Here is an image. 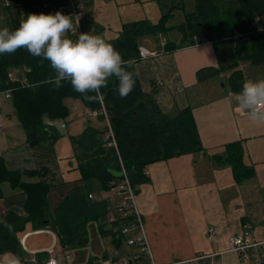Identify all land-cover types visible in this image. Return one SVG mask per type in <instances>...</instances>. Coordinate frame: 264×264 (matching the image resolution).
I'll list each match as a JSON object with an SVG mask.
<instances>
[{
	"label": "crops",
	"instance_id": "obj_1",
	"mask_svg": "<svg viewBox=\"0 0 264 264\" xmlns=\"http://www.w3.org/2000/svg\"><path fill=\"white\" fill-rule=\"evenodd\" d=\"M7 1L10 2L9 5ZM79 2L85 11V17L81 22L82 33L103 34L108 41L120 38L123 27L127 24L151 21L156 25L163 17L159 0H79ZM46 4L54 6L45 9L43 6ZM109 8L114 9L111 12L113 16L107 17ZM57 11L72 17L66 0H0V28L16 29L21 16L29 13L55 14ZM102 12L106 17H103ZM69 37L73 40L78 39L77 35L72 33H69ZM210 46L213 45L163 52L154 59H147L136 65L144 92L154 95L163 112L175 114L186 107L193 109L205 149L203 152L151 165L152 167H148L149 180L146 181L153 188L155 185L158 187L163 175H159L158 171L154 172L153 169L157 166L167 169L168 185L159 190L166 192L180 187L187 189L189 193L193 191L198 197L192 199L187 195L183 202L193 203L194 200L197 207L193 204L183 207L181 215L172 217L169 225L165 226H161L157 220L148 218L141 208L140 210L158 264H264V246L252 249L246 260L238 253L229 251V238L240 233L243 224L246 223L252 226L253 240L257 243L264 242V182L258 181L259 169H264V124L250 126L245 124L248 117L236 110V94L229 90L218 91L215 99H211L214 87L210 83L215 79L200 83L196 72L200 69L198 65L201 62L192 59L183 62L180 59L179 54L188 51L189 48ZM239 70L243 72L246 80H259L260 74L261 79H264V66L242 62ZM227 73L229 78L231 72ZM19 78L20 73H16L15 79L20 80ZM159 82L163 85L157 84ZM64 103L69 110L66 119L46 120L47 125L55 128L61 137L52 145L43 144L33 148L27 142L26 132L15 115L13 102L6 99L3 94L0 95V123L3 124L0 129V160L3 159L11 171H46L44 182L50 187L48 200L51 210L56 209L74 188L82 185L77 149L71 137H80L88 128L98 131H104L106 128L103 119H91L90 110L83 101L68 98ZM205 114L209 117V122L203 121ZM98 122L102 125L99 126ZM246 125L256 129V135L244 134L243 129ZM239 126L240 130L237 131ZM243 137L252 143L258 142L257 140L261 143L256 149L254 145L245 148L244 162L254 167L257 173L254 178L239 185L234 180L232 168L217 161L216 157H225L226 145ZM101 138L103 139L102 136ZM40 179L25 177V181L32 183L39 182ZM145 186L146 184L142 187ZM140 187L141 185L138 186V195L141 193ZM86 190L89 191L88 188ZM2 193L0 221L9 212L22 216L26 214L27 197L21 189L4 183ZM89 195H93L95 200L94 193L90 192ZM155 212L157 215L160 213L151 210L149 214L154 215ZM195 214H198L202 221L198 229L190 223L191 217ZM209 229L214 230L213 240L208 238ZM19 239L28 254L27 259L33 262L38 253H48L51 249L61 250L57 236L53 232L35 230L32 224H28L25 231L19 234ZM120 253L124 257L128 250L122 247L113 257L120 256ZM200 256L203 258L197 262H188ZM107 259H109L107 256L104 257V260ZM17 261L20 260L13 255L0 256V264ZM140 264L150 262L143 258Z\"/></svg>",
	"mask_w": 264,
	"mask_h": 264
},
{
	"label": "trees",
	"instance_id": "obj_2",
	"mask_svg": "<svg viewBox=\"0 0 264 264\" xmlns=\"http://www.w3.org/2000/svg\"><path fill=\"white\" fill-rule=\"evenodd\" d=\"M194 1L196 11L187 14L179 27L184 35L182 44L177 47L167 42L165 50L159 52L186 48L193 43L195 36L214 41L213 47L220 65L200 68L196 72L197 79L204 83L221 76L223 72H231L228 90L238 94L246 80L239 70L240 63L264 66V31L250 34L247 40L235 39L234 36L236 32H249V25L256 16L264 15V0ZM176 5L180 6L178 3ZM169 16H163L156 25L148 21L127 24L123 27L122 36L110 41L125 60H137L134 65L136 72V65L141 62L138 58L142 40L166 34L169 28L165 21ZM15 69H23L24 73L20 74V80L12 82L9 75ZM24 77L27 83L21 82ZM54 78L49 63L31 56L26 49H18L11 55H0V93L11 90L10 100L15 115L26 132L27 142L33 148L43 144L52 145L61 137L55 128L47 125L46 120L66 119L69 116L64 103L66 99L82 100L90 112L100 110L104 105L117 148L104 146L101 136L104 137L106 129L98 131L88 128L80 137H71L77 149L81 181L92 183L93 179L97 180L100 187L108 192L111 181L123 178L122 169L125 167L133 185L138 187L149 180L144 175V168L205 150L193 109L186 107L175 114L163 112L154 95L144 92L139 76H136L135 87L126 99L119 97L118 82L111 78L108 87L101 89L102 97L94 102L85 100L68 81H63L62 87H56L49 82ZM244 156L243 144L235 141L226 145L225 157H216L217 161L232 168L238 184L254 178L257 173L254 167L245 164ZM45 176L44 170L11 171L5 161L0 160V199L3 197L4 183L21 189L27 197L24 216L9 212L0 221V256L13 255L22 264L44 263L49 258L48 253H38L34 263L27 259L28 254L20 243L19 234L25 231L28 224L38 231L53 232L62 250L73 251L88 244V225L92 219L100 218H103L99 224L101 235L112 237L117 249L123 247L121 237L105 229L104 220L110 206L108 200L102 202L100 214L95 215L96 203L89 198L92 190L77 186L56 209L51 210L48 200L50 187L44 182ZM25 177L41 179L32 183L25 181ZM136 191L138 193V189ZM92 263L93 260L88 264Z\"/></svg>",
	"mask_w": 264,
	"mask_h": 264
},
{
	"label": "clouds",
	"instance_id": "obj_3",
	"mask_svg": "<svg viewBox=\"0 0 264 264\" xmlns=\"http://www.w3.org/2000/svg\"><path fill=\"white\" fill-rule=\"evenodd\" d=\"M76 23L79 24L78 17ZM73 27L72 17L59 11L21 16L16 29L0 28V55L26 49L31 56L49 63L55 74L50 83L59 88L68 81L89 102L100 99L101 89L115 78L119 97L126 99L138 76L134 70L136 61L125 60L103 34L81 33L78 39H71ZM236 110L253 123L264 124V79L243 82L242 90L236 94Z\"/></svg>",
	"mask_w": 264,
	"mask_h": 264
},
{
	"label": "rangeland",
	"instance_id": "obj_4",
	"mask_svg": "<svg viewBox=\"0 0 264 264\" xmlns=\"http://www.w3.org/2000/svg\"><path fill=\"white\" fill-rule=\"evenodd\" d=\"M159 3H161L160 5L161 15L162 16H165L167 14L170 15L168 17L167 22L165 21V24L169 29L167 30L166 34L159 35L162 37L161 40L159 36L149 37L147 38L148 40L147 39L142 40L141 42L142 47H146L147 49L151 51H159V46H160L159 42L161 43L162 41H166V42L169 41L170 43H174L177 47H179L182 44L183 39H184V35L179 30V27L185 21L186 15L192 14L193 12H195L196 7H197L196 1L194 0H181V1L180 0L178 1L159 0ZM176 3L180 4V6L176 5ZM46 5H49V7L45 8L44 7L45 5H44L43 8L49 9L51 8V6H54L53 4H46ZM109 9L110 11H108L107 17L109 15L113 16L111 15V12L114 9L113 8H109ZM104 10H107V8H104ZM102 14H103V17H106L103 12ZM109 38L110 37L108 35V39ZM179 55H180V59L183 62H186L190 59L196 62H201L199 63L198 66L200 67L198 68L220 65L213 46L205 47V48H189L188 51L183 52ZM13 72H17L20 74L24 73L23 69H15L13 70ZM227 75H228L227 72H223V74L220 77L215 78V80L213 79L214 81L210 83V85H213L214 87L213 95L210 92L212 95L210 96L211 99H215L218 91H222V90L228 91L229 82H228ZM259 79H261V74H260ZM203 117H204L203 118L204 122H209V117L206 114L203 115ZM95 119H98V118H95ZM245 124H248L250 126L255 123H253L249 119H246ZM98 125L101 126L102 123L98 122ZM239 130H240V126L238 127L237 131ZM243 131H244V134L251 133L253 134V136L256 135V129L247 127V125L245 126ZM257 141L258 142L252 143L251 140L250 141L247 140L246 137L240 138V140H238V142H241L243 144L245 155H246L245 148L247 146L249 147L251 145H254V148L256 149L257 145L261 143L259 140ZM165 162L166 161L159 162V163L154 164L153 166L159 165ZM247 164L249 163L247 162ZM173 165L174 164H172V167ZM166 170L167 169L165 168H161V166H157L156 168H154L153 169L154 172L158 171L159 175H163L162 180L160 181V185L158 187L155 185V187L153 188V186H151L150 183L147 184V182H144L140 187L141 193L137 195L138 204L140 205L141 210L145 213V216H147L148 218L150 217L154 220H157V222L160 223L161 226L169 225L170 219L172 217L181 215L183 207L189 206L190 204H193L194 207H197V204L194 202V200H193V203L183 202V199L186 198L187 195H189V197L192 199H195L198 197L197 193H194L193 191H190L189 193L187 189H181L180 187H177L176 189L174 188L171 191H166V192H162L161 190H159V188H163L164 186L168 185V178L166 176L167 175ZM232 173H233V170H232ZM233 177H234V173H233ZM93 180H92V183L81 181L82 183L81 186L85 189L89 188L90 190H92L91 192L95 194V200H93V202L96 203V206L94 208V214L96 215V214H100L101 212L102 202L110 199L111 202L116 203V199L113 198L114 194L111 191L106 192L104 189L100 187V184L98 183L97 180L95 181ZM181 181L183 182V180ZM258 181L260 183L264 182V169L263 168L259 169ZM144 184H146V186L142 187ZM236 184L238 183L236 182ZM154 190H157V191H154ZM151 210L160 211V213L159 215H157V212H155L154 215H150L149 212ZM101 220H103V218L102 219L101 218L92 219L91 222L89 223L88 225V244L85 247L77 248L73 251L70 250L72 257H73L72 264H88L91 260H93L92 264H103V262L106 261L104 260L105 255L108 258H110V257L116 256V254L119 253V249L116 248L112 237H103L101 235L99 231V224L102 222ZM104 222L106 223L105 220ZM190 223L194 228L198 229L202 221L199 219L198 214H195L191 217ZM108 228L109 227L105 225V229H108ZM147 235L150 241V248L153 251L154 249H153V245H152L149 233H147ZM125 247L126 246H124V248ZM60 251H62V249ZM56 252L59 253L58 249H56ZM120 256H121L120 258H123L122 253H120Z\"/></svg>",
	"mask_w": 264,
	"mask_h": 264
},
{
	"label": "built area",
	"instance_id": "obj_5",
	"mask_svg": "<svg viewBox=\"0 0 264 264\" xmlns=\"http://www.w3.org/2000/svg\"><path fill=\"white\" fill-rule=\"evenodd\" d=\"M10 2L7 1V5ZM67 5L70 8L72 14L73 22V31L70 33L79 36L82 33L81 31V22L85 17V11L80 4L79 0H67ZM45 8L49 5H45ZM79 18V24L76 23V18ZM256 31H264V15L256 16L253 23L249 25V32L247 33H235L234 38H242L247 40L248 36ZM160 40L162 39L161 36ZM166 41L159 42L160 52L165 50ZM214 41L206 37L195 36L193 38L192 47H203L207 45H213ZM159 51H151L146 47H140L139 53L140 56L138 61H145L147 59L156 58ZM137 61V60H136ZM12 74L10 77L12 78ZM24 82L26 79L24 78ZM160 84H162L160 82ZM6 97H11V91L8 90L5 92ZM91 117L102 116L106 122V131L104 133L103 141L104 146L107 148L115 147L117 148V143L114 139V134L111 128L110 118L105 107L102 105L100 110H95L90 113ZM123 178L121 180H113L109 183L110 191L114 194V199L116 203L110 201L109 214L106 217V225L109 227L106 230H112L118 236L121 237L123 242V247L128 250V253L123 257H110L108 260L104 261L103 264H140V261L143 258H147L150 264H158L154 258V252L150 248V241L148 238V231L144 221V217L141 213L138 200H137V186H134L132 179L128 172H126L125 167L122 169ZM144 175H149L148 168H144ZM89 198L92 199L93 196L89 195ZM214 230L209 229L208 238L213 240ZM259 246H264V242L257 243L253 240V229L251 224H243L242 230L240 233L233 234L229 238V251L238 253L244 260L247 259L248 254L252 249H255ZM203 257H198L192 261L188 262H197ZM72 254L71 251H61L59 253L54 252L53 249L50 250V257L44 263L38 264H72ZM36 262V259H34Z\"/></svg>",
	"mask_w": 264,
	"mask_h": 264
},
{
	"label": "bare ground",
	"instance_id": "obj_6",
	"mask_svg": "<svg viewBox=\"0 0 264 264\" xmlns=\"http://www.w3.org/2000/svg\"><path fill=\"white\" fill-rule=\"evenodd\" d=\"M160 54H161V53H159V55H160ZM159 55H158V56H159ZM158 56H157V57H158ZM27 72H28V71H27ZM16 73H17V72H15V73H14V72H13V73H10V75H11V74L13 75L12 78H11L10 75H9V79H10V81L14 82V81L17 80V79H15ZM24 78L26 79V82H24ZM24 78L21 79V82H23V83H27V82H28V81H27V78H26V77H24ZM161 83H162V82H161ZM160 85L162 86L163 83L160 84ZM7 91H8V90H7ZM10 91H11V90H10ZM5 92H6V91H5ZM5 92H1L0 95L3 94L4 97H5L6 99H10V98L12 97V93H11V97H10V98H7ZM102 105H103V104H102ZM103 106H104V105H103ZM91 112H92V111H91ZM91 112H90V113H91ZM90 113H89V116H90ZM90 117H91V116H90ZM99 117H102V116H99ZM99 117H91V118H99ZM2 127H3V124L0 123V129H2ZM17 262H18V264H22L20 261H17ZM17 262H15V263H11V264H17Z\"/></svg>",
	"mask_w": 264,
	"mask_h": 264
},
{
	"label": "water",
	"instance_id": "obj_7",
	"mask_svg": "<svg viewBox=\"0 0 264 264\" xmlns=\"http://www.w3.org/2000/svg\"><path fill=\"white\" fill-rule=\"evenodd\" d=\"M241 90H242V89H241ZM241 90H240V91H241ZM240 91H239V92H240Z\"/></svg>",
	"mask_w": 264,
	"mask_h": 264
}]
</instances>
